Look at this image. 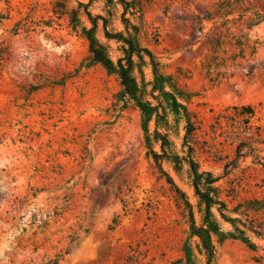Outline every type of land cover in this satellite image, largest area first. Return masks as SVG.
Returning <instances> with one entry per match:
<instances>
[{"label":"rangeland","instance_id":"374dc122","mask_svg":"<svg viewBox=\"0 0 264 264\" xmlns=\"http://www.w3.org/2000/svg\"><path fill=\"white\" fill-rule=\"evenodd\" d=\"M53 2L0 0V264H205L165 177L200 224L188 167L162 161L164 174L158 171L138 111L116 100L118 81L89 64L86 41L53 14ZM142 2L143 45L166 74L187 72L182 84L195 95L188 109L197 130L184 142L183 123L172 125L169 151L218 177L229 208L263 198L264 168L250 157L234 164L236 130L216 118L250 106L264 138V0ZM77 3L92 16L110 11L107 31L122 30L118 7L68 0L66 9L83 13ZM97 38L119 56L100 26ZM215 42L220 67L211 80L200 65ZM257 155L264 163V152ZM254 243V251L234 241L216 245L211 264H264V241Z\"/></svg>","mask_w":264,"mask_h":264},{"label":"trees","instance_id":"16d2710c","mask_svg":"<svg viewBox=\"0 0 264 264\" xmlns=\"http://www.w3.org/2000/svg\"><path fill=\"white\" fill-rule=\"evenodd\" d=\"M88 1L90 4L94 0ZM67 2L68 0H54L53 14L58 18L65 17L74 32L79 29L80 37L87 44L89 64L99 65L107 75L115 77L120 86L116 100L130 102L138 111L148 158L153 160L161 174H164L161 169L162 161L175 167L184 163L188 167L200 224L195 223L193 207L185 194L177 189L167 175L165 177L187 210L189 234L197 240L196 249L204 258L205 264H211L213 261L216 245H222L226 241L238 242L252 251L256 250L254 240L264 241V197L235 202L229 208L220 198L219 187L215 186L219 181L218 177L199 172L191 157L179 158L169 151L168 137L172 125L183 123L184 142L190 140L197 130V118L188 109L195 95L182 84V80L187 78V72L178 69L174 75L166 74L159 58L143 45L149 28L143 19L142 0H104V9L111 6L120 9L118 22L122 30L111 33L107 31L108 19H111L110 11H105L107 18L101 15L92 16L86 5L80 3L77 4L83 13L79 10L68 11ZM85 22L89 26H85ZM99 26L107 42L113 41L119 45V56L115 59L110 56L108 47L97 38ZM219 45V42L211 44V54L207 55L200 65L205 76L210 79L214 74L219 76ZM145 71L149 73L148 79ZM228 111L230 115H219L216 124L219 125V119L222 118L229 121L230 127L236 130L233 133L234 164L250 157L264 168V163H260L257 155L260 151L264 152V138L261 137L259 126L254 124V109L250 106H235L226 109L224 113ZM150 125H153L151 132ZM242 136L246 137V141ZM154 146H158L159 154L154 151ZM223 225L228 226V229H224ZM74 239L73 236L71 240ZM185 250L186 258L190 260V254ZM58 262L59 259L56 258L48 264Z\"/></svg>","mask_w":264,"mask_h":264}]
</instances>
